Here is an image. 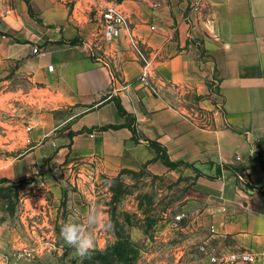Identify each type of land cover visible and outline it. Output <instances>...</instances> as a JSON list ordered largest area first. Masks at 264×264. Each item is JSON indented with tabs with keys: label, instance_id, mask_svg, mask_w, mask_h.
I'll return each mask as SVG.
<instances>
[{
	"label": "crops",
	"instance_id": "obj_1",
	"mask_svg": "<svg viewBox=\"0 0 264 264\" xmlns=\"http://www.w3.org/2000/svg\"><path fill=\"white\" fill-rule=\"evenodd\" d=\"M96 1L128 14L156 94L139 81L126 40L100 36ZM204 2L190 14L191 0H1L0 185H17L22 203L15 228L0 224V252H40L44 238L53 241L65 221L56 176L91 161L95 179L143 167L167 183L191 175L186 217L179 229L164 228L182 240L174 251L189 252L186 264H209L203 246L264 264V0ZM110 124L120 127L94 129ZM147 139L177 166L164 165ZM74 182L97 210L93 184Z\"/></svg>",
	"mask_w": 264,
	"mask_h": 264
},
{
	"label": "rangeland",
	"instance_id": "obj_2",
	"mask_svg": "<svg viewBox=\"0 0 264 264\" xmlns=\"http://www.w3.org/2000/svg\"><path fill=\"white\" fill-rule=\"evenodd\" d=\"M15 107L19 108L17 116L21 118L23 106L18 102ZM10 136L13 137V134ZM1 154L8 155L6 152ZM77 170H60L56 176L61 189L62 215L64 223L68 215L83 218L91 209L90 197L88 191L82 192L74 180L80 177V185L93 184L96 209L108 225L101 227V233L97 234L96 249L81 260L75 255V249L64 242L60 229L53 244L46 245V248L41 246L40 252L36 251L32 257L17 258V254L13 253L14 264H102L98 251L118 243L125 244L126 264H174L175 252H178L176 264H186L189 252L186 253L183 247L181 252L177 247L174 251L175 244L182 240L176 238L174 242V239H168V231L164 228L172 215L184 210L182 199L192 183L191 175L181 172L174 181L167 183L145 169H123L112 177L96 175V179L95 170L88 167ZM21 203L17 185H0V224L6 223L15 228ZM103 228H106L105 234Z\"/></svg>",
	"mask_w": 264,
	"mask_h": 264
},
{
	"label": "built area",
	"instance_id": "obj_3",
	"mask_svg": "<svg viewBox=\"0 0 264 264\" xmlns=\"http://www.w3.org/2000/svg\"><path fill=\"white\" fill-rule=\"evenodd\" d=\"M153 5L156 6L158 5V3L154 1ZM205 8L206 4L204 0H191L189 13H199ZM93 10L96 13H99L98 15L100 18L98 21V29L100 31V36L102 37V39L107 43H110L119 37H123L126 40L129 48L134 52L136 59L141 64V74L139 77V81L143 85L149 87L152 93L156 94V88L149 86V80L152 72V65L149 54L142 45V42L135 34L132 22L128 14L114 2L96 1L93 4ZM32 52L34 54L43 55V51L36 46L32 48ZM48 69H52V66H48ZM215 105L216 110H219L221 109V107H223L222 98L219 94H217V92ZM87 164L90 170H94V166L91 161L87 162ZM240 180L244 182L243 178H241ZM41 190L42 196H46L45 192L47 190V186L44 180H41ZM40 210L41 212L45 211L46 214L48 213L47 209L40 208ZM185 217V212L180 211L175 215H172L171 221L168 223V225L171 229L177 230L179 229L180 224ZM43 242L44 245L51 246L53 244V241H48L45 238L43 239ZM44 248H46V246H44ZM200 249L205 254L209 264H247L251 262V260L254 258L253 254L249 252L221 251L217 250V248L215 247L206 248L204 246ZM13 253L17 254V258L32 257V255L35 254V249L29 247H22L21 249H17L15 252L12 253L0 252V264H14V259L12 257Z\"/></svg>",
	"mask_w": 264,
	"mask_h": 264
},
{
	"label": "clouds",
	"instance_id": "obj_4",
	"mask_svg": "<svg viewBox=\"0 0 264 264\" xmlns=\"http://www.w3.org/2000/svg\"><path fill=\"white\" fill-rule=\"evenodd\" d=\"M97 227H108V225L99 211L89 209L83 218L70 215L62 224L60 235L68 246L75 249V255L83 260L96 249Z\"/></svg>",
	"mask_w": 264,
	"mask_h": 264
},
{
	"label": "trees",
	"instance_id": "obj_5",
	"mask_svg": "<svg viewBox=\"0 0 264 264\" xmlns=\"http://www.w3.org/2000/svg\"><path fill=\"white\" fill-rule=\"evenodd\" d=\"M76 41H77L76 39L68 40L69 43H75ZM114 103H115V106H116L119 114L121 116H126L127 118H129V115L124 110V108L120 104L119 100L114 99ZM118 127H120V126L110 124V125L95 127L94 129L105 130L108 128H114L115 129ZM132 131H133V139L135 141H137L138 137H137L136 131L133 128H132ZM147 141H148V144L156 150L157 158H159L164 165H166L172 169H174L177 166V164L171 162L167 158L165 150L162 149L161 145L158 142H156L154 140H149V139H147ZM141 170H144V167L141 168ZM124 246H125L124 243H118V244H115L113 246H110L108 248H105L103 250L98 251L100 262L102 264H122L123 262L126 264L125 261L127 258L126 257L127 251H126V248Z\"/></svg>",
	"mask_w": 264,
	"mask_h": 264
}]
</instances>
